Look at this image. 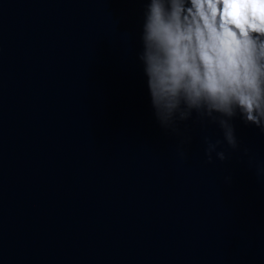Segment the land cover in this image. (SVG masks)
Masks as SVG:
<instances>
[{
    "label": "water",
    "instance_id": "water-1",
    "mask_svg": "<svg viewBox=\"0 0 264 264\" xmlns=\"http://www.w3.org/2000/svg\"><path fill=\"white\" fill-rule=\"evenodd\" d=\"M145 9L0 0V264H264V120L153 106Z\"/></svg>",
    "mask_w": 264,
    "mask_h": 264
},
{
    "label": "clouds",
    "instance_id": "clouds-1",
    "mask_svg": "<svg viewBox=\"0 0 264 264\" xmlns=\"http://www.w3.org/2000/svg\"><path fill=\"white\" fill-rule=\"evenodd\" d=\"M140 40L151 104L264 120V0H144ZM264 131V128L261 129ZM235 144V130L228 133Z\"/></svg>",
    "mask_w": 264,
    "mask_h": 264
}]
</instances>
